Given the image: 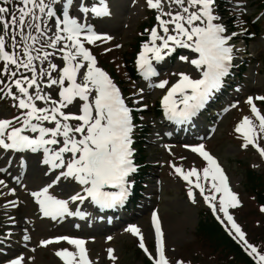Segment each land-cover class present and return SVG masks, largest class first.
Segmentation results:
<instances>
[{"label":"snow or ice","instance_id":"6c2138e0","mask_svg":"<svg viewBox=\"0 0 264 264\" xmlns=\"http://www.w3.org/2000/svg\"><path fill=\"white\" fill-rule=\"evenodd\" d=\"M146 3L159 15L156 16L157 27L149 30L148 42L142 46L137 60L144 75L155 76L152 61L164 60L177 48L190 49L199 56L198 59H181L200 70L202 78L192 79L179 73V80L167 89L162 99L169 119L184 122L220 88L221 79L228 74L233 60V47L229 41L237 34H226L227 28L217 14L218 0H146ZM165 4L168 5L167 11L164 10ZM73 10L76 16L71 14ZM108 15L107 7H97L94 3L89 6L87 0H0V98L11 97L13 106L19 110L12 119H0V150L6 153L42 152L41 162L48 169L45 175L51 172L54 179L32 195L43 215L53 220L74 215L83 218L85 214L79 210H69V201L83 203L90 198L101 208L122 204L128 195V177L136 171L132 159L134 124L131 109L120 89L97 66L96 57L85 46L110 39L94 32L88 22L89 16ZM57 55L62 67L53 62ZM167 83L163 81L156 87L163 89ZM48 90H55L57 98ZM254 99L264 101V96L247 100L258 124L243 117L235 130L242 134L243 147L251 145L264 157V147L258 143L264 139V114ZM181 104L182 108L179 107ZM191 151L207 162L202 177L211 182V194H205V187L200 182L201 173L196 168L185 171L172 165L174 172L191 187L199 189L213 212L223 213L224 220L230 225V234L234 232L235 237L243 242L255 264H264V252L245 239V234L229 214L228 209L238 207L239 202L222 169L202 144L192 147ZM5 163L11 164L12 161L8 159ZM5 171L6 168L0 167V173ZM192 177L196 178L195 183ZM62 179L86 186L83 187L86 195L77 192L68 200L50 195L49 189ZM0 186L7 188L5 180L0 179ZM13 191L9 190V194ZM216 194H219L218 209ZM188 196L193 198L191 188ZM9 204L15 206L16 202L10 201ZM261 211L264 212V208ZM152 224L156 237L155 256L145 246L138 227L131 226L126 231L138 237L139 247L151 264H170L155 213L152 214ZM23 239L27 241L29 238L25 235ZM61 241L76 250L63 249L55 253L63 264H92L83 239L58 237L42 241L41 246ZM107 251L109 259L114 261L113 250L109 248ZM23 261L24 257L19 256L6 264H23ZM177 264L182 262L177 261Z\"/></svg>","mask_w":264,"mask_h":264},{"label":"rangeland","instance_id":"374dc122","mask_svg":"<svg viewBox=\"0 0 264 264\" xmlns=\"http://www.w3.org/2000/svg\"><path fill=\"white\" fill-rule=\"evenodd\" d=\"M230 1L232 2L230 4L227 3V5L231 12L249 18L250 16H255L257 9H253L252 5L246 3L245 0ZM87 2L89 6L92 5L90 0H87ZM225 5L221 4L218 0L217 14L222 17V23L227 28L226 34L231 35L232 33H236L237 35L233 39L237 42L236 45H240L244 42L247 31L245 29H239L235 32L231 31L228 26L233 20L232 18H228L229 13H225L223 9ZM95 6L107 7L110 13L109 19L111 20L109 21V26L113 30H104L105 26L101 25L104 19H96L94 16H89L88 22L92 26L94 25L95 32L98 33L100 31V33H105L110 39L106 42L97 41L95 44H86L85 46L96 57L97 66L106 72L113 83L120 89L122 97L125 98L126 105L129 106L128 104L131 102L136 107H144V112H146V115L143 116V122L146 125L145 129L148 127L149 133L145 138L146 142L141 145V149L137 148L134 151L132 147L134 152L133 158L137 155H135V152H141V154H144L143 159L148 164L146 175H149V178L153 182L144 184L145 190L143 193L146 195L150 194V198L146 199L145 202L146 205H151L150 213L158 211L160 214L159 217L162 223L160 227H162L167 259L170 264H177V261L182 262V264H241L239 258L233 256L225 248L223 249L222 244L216 243L221 235L212 242L213 238L204 240L196 234V222L199 218H197V210L201 207L213 210L208 207V204L203 200V197L199 196L194 187H191L187 182L182 183L180 177L174 172L172 165L179 166L185 171L196 168L201 173L200 182L203 185V162L200 161L201 157L196 153L193 152L192 155L188 152L187 145L180 143L178 140L176 142L166 141L163 135L168 132L159 123L161 119L151 117L152 104L157 102V99L161 100L167 93L166 87L179 79V73L187 75L192 73L191 70L193 68L190 67L191 63H184V60L179 57L174 63L165 62V65L162 64L164 66L162 67L164 68L162 69L163 76L157 82L155 80L148 81L147 79L131 81L128 78L124 65L128 62L130 54L133 52V44L143 46L148 42V40L143 42L144 36L142 37L141 35L143 30L149 27L148 24L157 27L156 16L159 15V12L155 9H150L147 6L146 0H103L102 4L101 0H98ZM164 10H168L167 4L164 5ZM71 14L76 16L77 13L73 10ZM252 19L254 21L260 19L258 23L260 27L259 31L263 30L264 32V16L253 17ZM143 22L144 26L140 30V24ZM254 37H250V40L246 42L248 49L247 57L242 56L238 58V60L243 61V76L238 80V84L236 83L238 88L230 93L232 94L231 97L225 94L220 95L221 101L217 106L222 105L223 101L225 104L222 105L221 111H216L214 117L210 116L208 126L203 129V135L199 136L198 142L205 145L224 164L227 184L237 196L239 202L238 207L228 209L229 214L232 215L234 222L245 234V239L260 251L264 248V212L261 211V208L264 207L256 203L254 194L250 190H247V188H244L240 177L248 166L253 170L264 167V157L258 151L254 155L249 149H245L246 151L242 150L244 148L242 146L244 144L242 134L235 130L243 117H249L255 122V118L252 117L250 111V106L247 103L248 98L264 96V33L255 35ZM53 62L61 67L63 66L58 55L53 59ZM233 72L237 74V70ZM197 75H194V77H197ZM163 81L168 82L165 88L156 87V85ZM228 85L230 84H226V86ZM222 88V92H224L225 87ZM48 91H51V95L57 98L55 90ZM226 100H228V105L226 104ZM257 102L254 99L256 106L258 105ZM13 104L14 101L11 97H8L7 101H0V119H12L19 114V110ZM260 111L264 114L263 106H260ZM255 123L258 124V122ZM134 142H137V140H134ZM258 143L260 147H264V139H260ZM24 155L19 158L17 153H6L0 150V167L4 166L7 169L3 173L15 183L8 184L6 182L7 188L0 186V193H3L0 194V229L4 233L7 229L10 230L9 234L3 235L7 237H0V242H2L0 243V249H2L0 251V264H5L8 258L14 255L19 256L24 253H28L30 255L29 258H32L29 262L27 261L28 264H63V261L55 253L63 249L75 252V248L66 241L53 243L46 247L41 246V242L65 236L83 239L86 242L85 247L92 264H142L144 251L140 247V249L137 247L139 239L126 231L131 226H136L140 229L144 237L145 246L155 256L156 237L148 223L147 212L142 214L138 210H132L129 212V215H132L129 221L121 224L108 218L99 219L92 216L88 206L85 204L78 206L69 203V210L71 211L72 209V212L79 210L85 214L83 218L74 215L71 220L67 216H64L62 217V221L59 219L57 222H53L52 220L47 222L41 215L36 198L31 195L35 191L30 190L29 192L23 186L25 172L30 162L41 166V174L43 175L48 171L47 166H43L41 162L43 159L42 152L26 153ZM8 159H11L12 163L7 165L5 160ZM21 160H24L23 165L21 164ZM5 165L7 166L5 167ZM14 166L17 168L20 166V170L24 168V173L18 172L17 175L15 172L17 168ZM48 175L50 178L49 181H45L46 186L54 179L53 173L49 172ZM0 179H3V177L0 176ZM191 179L195 183L196 178L192 177ZM205 183L208 189H206L207 195H210L209 188L211 182L206 181ZM79 187L81 185L74 181L70 183V180L62 179L57 185L49 189V194L57 199L68 200L71 195H75ZM261 187L264 191V183ZM190 188L193 192V198L191 199L188 196ZM9 190L14 191L12 194H9ZM27 191L29 194L24 197ZM216 195L217 201L215 203L218 209L219 194ZM10 201H15V206L9 204ZM6 204L8 205L7 208L4 207ZM21 207L24 209L21 210ZM21 212L27 215V220L21 219ZM214 214L216 215L215 222L220 231L222 229L225 237L228 235L232 236L246 250L243 242L239 241L238 237H235V233L232 232L230 234V225L224 220L223 213L214 212ZM14 219L19 220L23 225L28 224L29 220L32 223H40L42 221L46 225L43 230L46 231L43 234H39L35 232V228L33 227L29 232L22 234L21 230L26 226H18L16 228L11 226L14 223ZM58 224L61 226L66 225L68 228L65 226L66 230L60 229V233L57 234L54 231L59 229ZM48 232L49 235H47ZM25 235L29 238L27 240L28 243L23 239ZM52 236L54 237L52 238ZM21 247L22 249L20 250ZM27 248L31 251H28ZM109 248L113 250L114 261L108 257L107 250ZM246 251L248 252L249 250ZM144 256L148 258L145 252ZM148 264H151L150 260Z\"/></svg>","mask_w":264,"mask_h":264},{"label":"trees","instance_id":"16d2710c","mask_svg":"<svg viewBox=\"0 0 264 264\" xmlns=\"http://www.w3.org/2000/svg\"><path fill=\"white\" fill-rule=\"evenodd\" d=\"M260 2H264V0H260L258 4H260ZM261 6L258 5L259 8H261ZM253 27L255 30H257L256 26ZM135 46L136 45L133 44L132 47L135 49ZM131 56L132 55L130 54V57ZM127 69L130 70L129 68ZM131 71L132 70H130V72ZM136 120L138 121V118ZM242 183L245 189L247 188V190H250L251 193L254 194L256 203L264 207V191L261 187L264 183V173L256 174V172L246 169L242 175ZM219 232L221 233L219 234ZM196 234L202 237L204 240L213 238L214 240H212V242H214L215 239H218V237L221 235L219 238L220 243L219 240L216 243L222 244L223 249L225 248L226 251H229L236 258H239V262H241V264H255V261L252 260L251 256L248 257L244 255L240 245L237 244L236 241L232 240L228 236L225 237V235L222 233V229L220 231L218 225L213 221L208 212L200 213L197 220ZM260 251L264 252V248ZM142 264H148V262L143 259Z\"/></svg>","mask_w":264,"mask_h":264},{"label":"bare ground","instance_id":"6f19581e","mask_svg":"<svg viewBox=\"0 0 264 264\" xmlns=\"http://www.w3.org/2000/svg\"><path fill=\"white\" fill-rule=\"evenodd\" d=\"M111 18V17H110ZM95 20V19H94ZM100 20V19H99ZM109 21H111L109 18H107V19H104V21L102 22V26H105V28H104V30L105 29H107V30H109V31H112L113 29L109 26ZM101 29H102V27H101ZM100 32V31H99ZM108 32V31H107ZM240 49H242V47L240 48ZM239 49V50H240ZM253 51H254V49L253 48H251ZM251 54H252V52H251ZM34 135V134H33ZM163 140V139H162ZM16 154V153H15ZM18 154V157L20 158V157H22L24 154H26V153H17ZM30 154V153H29ZM25 156V155H24ZM28 158V157H27ZM22 159V158H21ZM27 160V159H26ZM22 161H24V160H22ZM28 162V161H27ZM24 163H22V165H23ZM8 165V164H7ZM7 165H5V167L7 166ZM21 165V164H20ZM27 166V165H26ZM44 166V165H43ZM4 167V166H3ZM15 167V166H14ZM20 167V166H19ZM17 168V167H15V168H17V171H15L16 172V174L18 173V172H23L24 171V168H22L21 170H20V168ZM41 166H39V165H36L35 163H33V162H30V165L28 166V168H27V170H26V172H25V182H23L24 184H23V186H24V188L27 190L28 189V191L30 192V190H32V191H37V190H39V191H41L44 187H46V184H45V181H49V178H50V176L48 175V176H46V175H43V174H41V168H40ZM45 168V167H44ZM12 169V168H11ZM20 170V171H19ZM24 173V172H23ZM18 175V174H17ZM0 176H2L3 177V179L5 180V182H8V184L10 183V184H15L13 181H12V179H8L9 177L8 176H6L3 172L2 173H0ZM19 176H21V175H19ZM14 178V177H13ZM20 180V179H19ZM18 185V184H17ZM71 188V187H70ZM68 189V188H67ZM26 192V195L24 196V197H26L28 194H29V192ZM70 192V191H69ZM68 192V193H69ZM73 193H74V191H73ZM32 195V194H31ZM69 195V194H68ZM81 195H83V194H81ZM25 200V199H24ZM23 204V203H22ZM26 204V203H25ZM24 205V204H23ZM20 207V206H19ZM21 210H23L24 208L23 207H21L20 208ZM19 210V209H18ZM76 210V209H75ZM10 211V210H9ZM25 211V210H24ZM71 211H72V209H71ZM3 212V211H2ZM14 212V211H13ZM15 213V212H14ZM24 213V212H23ZM22 212H21V219L22 220H27V215H25V214H23ZM26 213V212H25ZM6 215V214H5ZM8 215V214H7ZM18 215V214H17ZM6 217V216H5ZM12 217V216H11ZM7 218V217H6ZM17 218V217H16ZM77 218V217H76ZM21 220V221H22ZM47 221V220H46ZM76 221V220H75ZM24 222V221H23ZM36 222V221H35ZM47 222H49V221H47ZM56 222H57V220H56ZM26 223H27V221H26ZM42 221H40V223H32V221H30L29 220V222H28V224H26V225H23L21 222H19V220H17V219H14V223H12L11 224V226H14L15 228L16 227H18V226H26V227H24V228H22V234H25L26 232H29L30 231V229L31 228H35L34 230H35V232H37V233H39V234H43V233H45V231L46 230H43V228L46 226V225H44L45 223H43ZM53 223V222H52ZM67 224V223H66ZM10 225V224H9ZM44 225V226H43ZM68 225V224H67ZM66 228H68V226L66 227ZM20 229V228H19ZM55 229V228H54ZM73 229V228H72ZM70 230V229H69ZM9 231L10 230H6L5 231V235H7V234H9ZM13 232V231H12ZM11 232V233H12ZM55 233H57V234H59L60 232L59 231H54ZM62 234V233H61ZM11 235V234H10ZM20 235V234H19ZM47 235H49V232H48V234ZM52 235V234H51ZM12 236V235H11ZM62 236H63V234H62ZM7 237V236H6ZM54 236H52V238H53ZM2 238V237H1ZM56 238V237H55ZM10 242V241H9ZM27 243H28V241H27ZM27 247V246H26ZM10 248V247H9ZM16 248V247H15ZM22 249V247L20 248V250ZM29 251H31V250H29ZM9 252V251H8ZM10 252H11V250H10ZM17 252V251H16ZM19 256H23L24 257V261H23V264H28L27 263V260H28V258H29V256L30 255H28V253H24V254H20ZM19 256H13V257H11V258H8V260H10V259H14V258H17V257H19ZM32 259V258H31ZM7 260V261H8ZM5 261H6V259H5ZM6 261V262H7ZM32 262V261H31ZM6 264V263H5Z\"/></svg>","mask_w":264,"mask_h":264}]
</instances>
